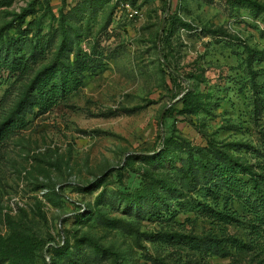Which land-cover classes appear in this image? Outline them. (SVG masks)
I'll use <instances>...</instances> for the list:
<instances>
[{
  "label": "rangeland",
  "instance_id": "1",
  "mask_svg": "<svg viewBox=\"0 0 264 264\" xmlns=\"http://www.w3.org/2000/svg\"><path fill=\"white\" fill-rule=\"evenodd\" d=\"M256 1L0 0V264H264Z\"/></svg>",
  "mask_w": 264,
  "mask_h": 264
},
{
  "label": "trees",
  "instance_id": "2",
  "mask_svg": "<svg viewBox=\"0 0 264 264\" xmlns=\"http://www.w3.org/2000/svg\"><path fill=\"white\" fill-rule=\"evenodd\" d=\"M248 2H251L252 4L256 5V6H262L260 3H258L256 0H246ZM28 9L27 8H23L20 12H18L16 14V19L19 21V22H22L23 20V17L29 12L27 11ZM78 55V54H77ZM79 57L81 58V60L79 59V61L81 62V64H85L87 63V58H88V55L86 53H82V54H79ZM61 88H64L61 86ZM229 215H232L229 214Z\"/></svg>",
  "mask_w": 264,
  "mask_h": 264
},
{
  "label": "built area",
  "instance_id": "3",
  "mask_svg": "<svg viewBox=\"0 0 264 264\" xmlns=\"http://www.w3.org/2000/svg\"><path fill=\"white\" fill-rule=\"evenodd\" d=\"M124 7L126 9V14L129 18H133L139 14V9L137 7L130 6L128 4H125ZM44 190H46V189H43L42 192Z\"/></svg>",
  "mask_w": 264,
  "mask_h": 264
}]
</instances>
